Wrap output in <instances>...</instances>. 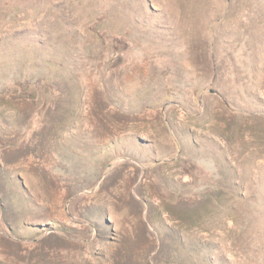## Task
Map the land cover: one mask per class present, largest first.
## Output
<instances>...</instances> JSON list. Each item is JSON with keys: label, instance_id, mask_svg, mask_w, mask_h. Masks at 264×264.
<instances>
[{"label": "rangeland", "instance_id": "1", "mask_svg": "<svg viewBox=\"0 0 264 264\" xmlns=\"http://www.w3.org/2000/svg\"><path fill=\"white\" fill-rule=\"evenodd\" d=\"M0 264H264V0H0Z\"/></svg>", "mask_w": 264, "mask_h": 264}, {"label": "trees", "instance_id": "2", "mask_svg": "<svg viewBox=\"0 0 264 264\" xmlns=\"http://www.w3.org/2000/svg\"><path fill=\"white\" fill-rule=\"evenodd\" d=\"M22 91H24L25 94H27V96L30 97V98H35L36 97V92H35L34 89H27V87H24L22 90H17L16 87L9 88V92L11 94H19Z\"/></svg>", "mask_w": 264, "mask_h": 264}]
</instances>
